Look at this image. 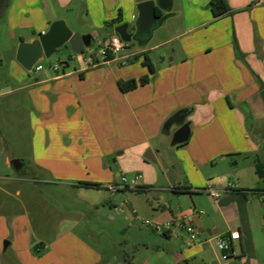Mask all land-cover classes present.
<instances>
[{"label":"crops","instance_id":"obj_1","mask_svg":"<svg viewBox=\"0 0 264 264\" xmlns=\"http://www.w3.org/2000/svg\"><path fill=\"white\" fill-rule=\"evenodd\" d=\"M6 1L5 14L0 18V58L8 55V74L22 83L27 74L16 61L19 44L48 32L56 21L63 20L67 24L64 16L68 11L73 14L75 8L78 25L82 29L90 28L89 32H75L96 35L97 41L102 40L105 45L112 37H120L116 29L122 25H128V33H134L139 14L136 8L147 0ZM210 1L174 0L171 16L158 30L177 18L183 32L180 30L173 39L178 43V50L173 51L175 58L167 64L162 58L158 67L150 58L154 74L143 64L135 74L122 75L117 68L123 66V60L158 53V49L170 41L151 48L138 47V52L130 56L114 57L93 69L82 66L80 70L66 72L67 64L64 74L45 72L44 78L32 85V93H38L40 126L49 127L45 132L50 141L88 136L91 125L96 127L97 139L104 136L112 139L113 134L120 140L127 134L128 113H132L138 126L139 137L120 140L122 143L119 141L106 154L110 157L113 152L118 153L113 158V166L108 164L106 171H86L87 181L68 182L70 189L96 209L98 216L100 208L105 211L106 223L119 224L115 216L122 218L123 225L127 223L129 230L121 228L117 236L123 238L130 231L135 232L131 255L117 262V247L124 246L116 242L117 236L103 234L104 241H101L99 233L77 232V223L69 222L65 224L68 228L49 237L46 245L61 264H217L213 259V255H217L215 242L235 231L240 233L241 239L235 241L234 246L240 247L241 254L237 255V261L221 264H256V251L252 246L255 224L264 223V189L260 188L264 179L256 169V158L264 161L261 96L264 90V0H227L233 14L219 19L213 17L208 7ZM2 30L10 42L7 52L2 50ZM146 75L150 76L149 84L131 92L120 91L119 81L138 80ZM182 110L189 111L185 123L190 125L191 136L187 144L173 145L174 134L180 126L166 130L164 125ZM199 112L204 123L195 130L191 118ZM140 113L142 115H138ZM43 118L46 120L41 122ZM251 125L248 132L247 127ZM174 148L187 151L188 156L183 158L177 152L179 157H169ZM142 150L150 152L143 157ZM228 156H244V161L228 164ZM136 171L142 172L140 187L149 189L151 199L148 194L134 190L115 193L108 190L109 186L119 184L121 177H132L130 174ZM160 171L169 182L167 186L159 183ZM78 183L97 184L101 188H77ZM210 185L220 192L227 191L218 199L209 198L212 212L199 203ZM175 188L177 190L173 191ZM90 191L96 194H86ZM186 197L193 205L190 212L182 210ZM136 216L141 221L134 220ZM183 217L198 230V241L192 243L188 234L179 228ZM146 218L167 230L159 233L147 227L148 233L143 234L139 224ZM232 225H236L237 230L232 229ZM208 231H216L217 235H209ZM7 242L6 252L14 248V241ZM16 252L12 251L11 259L3 264H24Z\"/></svg>","mask_w":264,"mask_h":264},{"label":"rangeland","instance_id":"obj_2","mask_svg":"<svg viewBox=\"0 0 264 264\" xmlns=\"http://www.w3.org/2000/svg\"><path fill=\"white\" fill-rule=\"evenodd\" d=\"M178 8L176 5L175 10ZM73 10V14L70 11H66L67 16H64L69 29L74 33H78L75 30L89 32V27L82 29L78 25L77 10L75 8ZM169 23L168 26L158 30L148 44V48H151L170 41L168 45L161 46L158 49V53H151L150 58L156 67L160 66L162 58H164L166 64L170 59L175 58L173 51L178 50V43L173 41V39L182 31L181 22L179 19L174 18ZM256 30L258 29L254 30V34L257 32ZM100 32L103 33L104 30ZM1 36L2 50L7 52L10 50L8 36L3 30ZM126 46L124 52L119 56H130L132 53L138 52L136 43H126ZM103 47V41L99 40L90 49H86L84 54L75 55L71 51L70 46L66 45L58 50L55 55H52L51 58L43 59L38 63L45 71L40 73L26 71V80L22 83H18L8 74L10 64L7 59L8 55L4 54L3 58H0V264L10 260L12 257L11 252L15 250L24 264H61L56 260L53 253L46 248V245L50 242L49 237L54 236L57 231L68 228L65 224L69 222L77 223V232L86 234L93 230L92 232L99 233L101 241H104L103 234L116 237L119 229L129 230L126 228L128 227L127 223L123 225L121 217L115 216L119 224L109 225V223H106L104 219L106 216L105 211L100 208L98 216L96 209L89 207L80 195H76L78 192L70 189L68 182L87 181L89 175L86 171H106L108 164L113 166V158L118 153L113 152L110 157H107L106 154L111 150L110 148L113 149L120 140L128 141L132 137H139L137 135L138 126L132 113L127 114L125 126L127 134L120 137V140L113 134L112 136L115 138L111 137L112 139L106 136L97 139L94 133L96 127L93 128L89 123L91 128L87 129L89 132L88 136L85 135V137H80V139L66 137L62 138L61 142H56L51 138L52 141H50L45 132L49 127L40 126V112L37 108L38 93L37 95L32 93V85L37 79L44 78L45 72L55 74L57 71L55 72L54 68L58 67V73L60 75L64 74L63 68L67 67V64L69 67L66 72L75 71V69L80 70L82 66H86L84 59L90 54L99 56L98 53ZM138 59H141V62ZM144 60L143 55L136 56L131 60H123V66L117 68L120 70L118 72L122 75L126 73L135 74V72H139ZM126 63L129 65H124ZM43 88L44 90L47 89L45 86ZM41 94H44L43 91ZM138 115H142V113ZM192 117V125L197 130L204 123V120L200 112ZM45 120L43 118L41 122ZM40 129L42 130L41 135ZM247 129L249 132L250 126ZM121 141L120 143H122ZM72 142L73 144H71ZM171 151H173V154L169 156L171 158L173 156L179 157L177 152L183 158L188 156L187 151L183 149L174 148ZM149 152V150L143 152V157H146ZM13 160L22 161L23 167L21 170H16L10 164ZM226 161L228 164H233L235 161L242 163L244 156H228ZM151 165L158 169L157 165L152 163ZM96 167L98 170H96ZM68 171L81 172L72 174ZM172 172L171 175L173 176ZM130 175L132 177L134 175L142 177V172L136 171ZM126 177L131 178L129 176ZM165 180L160 171L159 183L167 186L169 182L167 183ZM55 184L57 186H53ZM260 188L264 189V184H261ZM86 194L95 195L96 193L90 191L86 192ZM148 195L150 198L149 193ZM209 198L211 197L204 191L199 203L205 204L209 208V212H212V204H210ZM174 200L177 201V199ZM183 205L182 210L184 212H190L193 209L188 197L184 198ZM203 217L206 220L207 216ZM136 218L137 216L134 217V220ZM145 220L151 219H142V225ZM262 221L264 222V219ZM261 223L258 221L255 224L252 242V246L256 251V264H264V223ZM142 225L141 223L139 224L142 233H148L146 225ZM231 228L237 230L236 225H232ZM134 233L130 231L123 238L116 237L115 240H118L116 242L124 245L117 247L119 251L116 256L117 262L126 255H131ZM149 235L153 237L152 234ZM7 241H14L15 250L13 248L7 252L5 251V242ZM93 242L95 241L93 240ZM217 242H215V249ZM216 253V257L213 255L214 261L217 264L225 263V261L221 260L217 249ZM235 254H241L240 247L237 244ZM107 258H110V256L108 255ZM235 259L233 258L229 262L237 261Z\"/></svg>","mask_w":264,"mask_h":264},{"label":"water","instance_id":"obj_3","mask_svg":"<svg viewBox=\"0 0 264 264\" xmlns=\"http://www.w3.org/2000/svg\"><path fill=\"white\" fill-rule=\"evenodd\" d=\"M174 0H147L137 6L138 17L134 25V33H128V25H122L116 29L121 40L125 43L134 42L139 48H146L152 41L156 31L163 22L171 16ZM7 1L0 0V18L5 14ZM158 10L163 12V16H158ZM98 40V36L93 34H80L72 32L63 20L51 24L48 32L41 34L31 42H22L17 49L16 61L27 72H32L33 68L43 59H49L58 50L69 45L75 55H82L86 49H90ZM188 110L178 111L165 124L166 130L178 125L180 129L174 134L172 144L178 145L186 143L190 136V125L185 123ZM252 128V125L250 129ZM148 160L153 161L148 158ZM16 170L22 167V161L13 160L10 163ZM203 232V230H200ZM209 235H217L216 231L207 232ZM8 242L5 243V248Z\"/></svg>","mask_w":264,"mask_h":264},{"label":"built area","instance_id":"obj_4","mask_svg":"<svg viewBox=\"0 0 264 264\" xmlns=\"http://www.w3.org/2000/svg\"><path fill=\"white\" fill-rule=\"evenodd\" d=\"M125 47H126V43L123 42L120 37L118 36L112 37L99 51L98 53L99 56H97L96 54H90L88 57L84 59L87 69L97 68L109 63L110 60L108 58V55L111 54L113 58L117 57L121 53H123ZM42 70H43L42 67L39 66L38 64L33 68V72L35 71L36 73H39ZM54 70L58 71L59 69L58 67H55ZM140 181H141L140 175H135L131 178L123 176L121 177L119 184L109 186L108 190L114 193L122 190L136 191L138 188H140ZM205 192L214 199H218L227 193V191L220 192L214 189L213 185L208 186ZM136 220L141 221L139 217H137ZM178 224H179L178 225L179 228L183 229L188 234L192 243L198 241L199 233L196 227L193 226V224L187 223L184 217L182 218L181 221H179ZM143 225H146V227H149L152 230L159 233L167 230L162 226L153 225V223L150 220L143 221ZM168 230L170 231V229ZM240 239H241L240 233L238 231H235V232H230L228 235L218 240L216 244V249L218 250L222 261H229L232 260L233 258H236L237 254H235L234 242L239 241Z\"/></svg>","mask_w":264,"mask_h":264},{"label":"trees","instance_id":"obj_5","mask_svg":"<svg viewBox=\"0 0 264 264\" xmlns=\"http://www.w3.org/2000/svg\"><path fill=\"white\" fill-rule=\"evenodd\" d=\"M208 7H209L210 11H212V15L215 19H219V18H222L224 16L233 14L232 9L230 8L227 0H211L210 3L208 4ZM158 14H161V11L158 10ZM143 56L145 58V60L143 62V66L147 67L151 74H154L155 68L152 64V61H151L149 55H147V53H144ZM108 58H109V60L113 59L111 54L108 55ZM149 83H150V76L146 75V76H144L138 80L137 79H131V80H127V81H119L118 87H119L121 92L126 93V92H131L133 90H136L137 88H139L141 86H145ZM261 96H262V99L264 101V90H262ZM187 142L185 144H187ZM256 164H257L256 169H257L258 175L260 176V178L264 179V161L260 157H257L256 158ZM77 188L99 189V188H101V186L97 185V184L94 185L92 183H78ZM176 190L177 189L175 188L173 191H176ZM135 192L143 194V195H147L149 193V189L144 188V187H140ZM237 193L247 194L248 192L238 191ZM100 264H104V263H100Z\"/></svg>","mask_w":264,"mask_h":264},{"label":"flooded vegetation","instance_id":"obj_6","mask_svg":"<svg viewBox=\"0 0 264 264\" xmlns=\"http://www.w3.org/2000/svg\"><path fill=\"white\" fill-rule=\"evenodd\" d=\"M158 16H160V17H161V16H162V14H158ZM22 167H23V163H22ZM22 167H21L19 170H21V169H22Z\"/></svg>","mask_w":264,"mask_h":264}]
</instances>
